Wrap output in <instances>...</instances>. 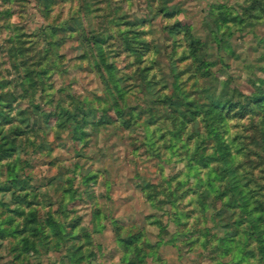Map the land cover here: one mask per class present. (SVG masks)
Wrapping results in <instances>:
<instances>
[{
	"label": "rangeland",
	"instance_id": "obj_1",
	"mask_svg": "<svg viewBox=\"0 0 264 264\" xmlns=\"http://www.w3.org/2000/svg\"><path fill=\"white\" fill-rule=\"evenodd\" d=\"M262 93L264 0H0V264H264Z\"/></svg>",
	"mask_w": 264,
	"mask_h": 264
},
{
	"label": "trees",
	"instance_id": "obj_2",
	"mask_svg": "<svg viewBox=\"0 0 264 264\" xmlns=\"http://www.w3.org/2000/svg\"><path fill=\"white\" fill-rule=\"evenodd\" d=\"M95 43H97V47L99 48L100 51L102 49V46L99 43V39H96ZM110 73L112 76L113 73L111 71ZM248 101L260 104V107L263 108L264 94L262 93L257 96H248ZM168 102L174 103V100L171 101L168 99ZM185 103H188V105L191 104L192 107L197 105V110L203 112L206 136L211 138L213 141L214 151L212 155L214 156L215 159L219 161L220 173L222 175V178L225 179V189L227 191H230L231 195L234 196V198L240 199V201L244 205V203H246L245 199L247 196L245 194V190L239 178L238 166L235 164V155L231 147V144L226 136L225 123L223 122L227 112L235 109L236 107L244 108V104L239 105L227 99V97H222V96L219 97L211 93L209 94L207 93L205 100H199L196 101L195 103H193V101L191 100ZM175 107H176L175 110L177 111L180 109L178 105H175ZM191 112L192 109L190 108L189 115L193 117ZM72 113L74 114V112H70L69 114H67L66 117L64 118V121H67ZM12 182L18 183V182H23V180L19 176L14 174L12 175ZM3 189H10V186H3ZM22 198H24V196ZM249 213L251 214L253 213V211L249 210ZM250 220L252 223L251 225L253 227V231L260 234L262 231L260 229V224L252 215H250ZM5 230H6L5 228H2L1 230L2 233H4ZM25 240H26L25 244L26 243L28 244L27 239Z\"/></svg>",
	"mask_w": 264,
	"mask_h": 264
}]
</instances>
